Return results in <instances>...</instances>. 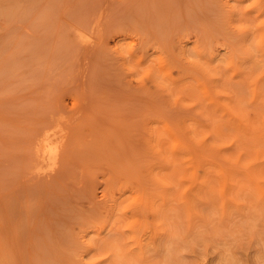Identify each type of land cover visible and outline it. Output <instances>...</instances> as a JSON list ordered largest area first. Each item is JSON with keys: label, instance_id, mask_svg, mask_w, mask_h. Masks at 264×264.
<instances>
[{"label": "rangeland", "instance_id": "374dc122", "mask_svg": "<svg viewBox=\"0 0 264 264\" xmlns=\"http://www.w3.org/2000/svg\"><path fill=\"white\" fill-rule=\"evenodd\" d=\"M262 22L0 0V264H264Z\"/></svg>", "mask_w": 264, "mask_h": 264}, {"label": "clouds", "instance_id": "9594fccd", "mask_svg": "<svg viewBox=\"0 0 264 264\" xmlns=\"http://www.w3.org/2000/svg\"><path fill=\"white\" fill-rule=\"evenodd\" d=\"M252 5H249V7H251ZM262 23H264V22H262ZM241 28L243 27V26H240Z\"/></svg>", "mask_w": 264, "mask_h": 264}, {"label": "bare ground", "instance_id": "6f19581e", "mask_svg": "<svg viewBox=\"0 0 264 264\" xmlns=\"http://www.w3.org/2000/svg\"><path fill=\"white\" fill-rule=\"evenodd\" d=\"M52 155V154H51ZM54 155V154H53ZM52 157V156H51Z\"/></svg>", "mask_w": 264, "mask_h": 264}]
</instances>
